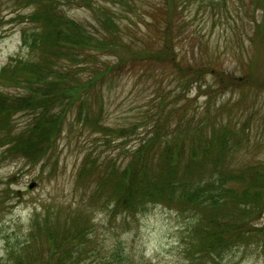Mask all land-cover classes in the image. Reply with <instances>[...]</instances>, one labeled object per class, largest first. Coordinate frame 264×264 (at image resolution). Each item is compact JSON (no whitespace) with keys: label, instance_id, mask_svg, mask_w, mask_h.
Segmentation results:
<instances>
[{"label":"rangeland","instance_id":"1","mask_svg":"<svg viewBox=\"0 0 264 264\" xmlns=\"http://www.w3.org/2000/svg\"><path fill=\"white\" fill-rule=\"evenodd\" d=\"M92 1L95 8L108 5L116 14V21L131 28L130 37L135 35L138 41L155 49L163 44L154 23L160 12H165L166 0H128L123 4ZM94 10L73 7L68 15L94 26ZM33 11L34 7L25 0H0V73L10 64L37 59L38 53L23 43V31L30 35L36 29L23 19ZM173 22L178 60L183 68L191 65L195 71L201 68L206 73L202 88L197 76H188L185 69L177 70L170 57V61L161 64H128L98 93H91V112L100 129L77 124L75 113H69L54 148L38 164L4 157L0 142V258L5 257L6 240L17 245L33 229L40 233L39 228L44 229L50 220L64 227L81 219L89 224L88 233L98 243L111 246L122 242L130 254L129 264H192L184 248L191 229L176 212L165 206H150L146 214L113 220V207L107 205L113 200V191L111 185L104 186L103 163L108 158L123 160L122 150L132 149L139 136L151 132L158 120L155 110L166 98V112L177 110L169 124L178 125L184 118V123H189L193 116L226 124L237 134L227 147L229 164L238 168L264 164V2L176 0ZM101 60L77 70L88 78L93 70L101 68ZM213 70L235 76L237 82L224 76L226 84L220 90ZM246 77L260 85L253 91L246 87L245 101L240 103L242 92L229 88ZM3 89L10 98L25 94L20 87ZM80 99L87 101L82 95ZM184 106L188 110L186 117L179 112ZM31 117L29 113L14 116V131L23 129ZM162 119L164 129L168 121L163 116ZM135 124L140 129L128 142L114 138L120 128ZM5 135L0 130V139ZM107 138L112 139L109 145L105 143ZM33 183L36 187L30 190ZM261 223L264 225V215ZM225 260L227 264H264V250L251 243L228 253Z\"/></svg>","mask_w":264,"mask_h":264},{"label":"trees","instance_id":"2","mask_svg":"<svg viewBox=\"0 0 264 264\" xmlns=\"http://www.w3.org/2000/svg\"><path fill=\"white\" fill-rule=\"evenodd\" d=\"M25 1L34 11L23 19L36 29L30 35L23 31V43L37 52L38 57L34 61L10 64L0 73V130L6 134L0 142L5 149L4 157L22 158L34 164L43 161L63 133L69 113H75L77 124L100 129L91 112V93H98L103 84L128 64H161L172 58L175 68L185 69L188 76H197L198 86L202 88L206 73L201 68L195 71L191 65L183 68L174 50L176 0H166L165 12H160L154 23L163 38L158 49L138 41L135 35L130 37L131 28L121 26L108 5L95 8L92 0ZM127 1L108 0L107 4ZM73 7L95 9L97 24L86 25L70 17L68 11ZM99 56L113 59L103 61ZM99 60L101 68L93 70L88 78L82 70H77L84 64L97 65ZM212 73L220 90L226 84L224 76L231 81L236 79L225 72L213 70ZM203 84L206 86L205 81ZM257 85L260 84L252 77H246L229 89L242 92L239 100L242 103L244 89L249 87L253 91ZM12 86L24 89L25 94L10 98L3 88ZM81 95L87 101H81ZM165 103L166 98H162L155 110L158 120L151 126V132L139 136L132 149L122 150L123 160L108 158L103 163L104 186L111 185L113 191V200L107 203L113 207V220L146 214L150 206H165L176 212L191 229L186 239L188 247L184 248L192 264H227L228 253L251 243L264 250L261 223L264 164L233 167L229 164L227 147L237 134L228 125L193 116L187 118L189 123H184V118L174 126L168 120L177 110L167 113ZM181 111L186 117L187 107ZM21 113L32 117L23 129L15 132L12 118ZM162 116L168 121L164 129ZM139 129L138 124L120 128L114 138L128 142ZM111 141L107 138L105 143L109 145ZM71 222L63 227L64 224L50 220L44 229L39 228L40 233L33 229L17 245L6 240V253L0 264L131 262L122 242L102 245L90 237L86 221Z\"/></svg>","mask_w":264,"mask_h":264},{"label":"water","instance_id":"3","mask_svg":"<svg viewBox=\"0 0 264 264\" xmlns=\"http://www.w3.org/2000/svg\"><path fill=\"white\" fill-rule=\"evenodd\" d=\"M35 187V184H32L31 186H30V189H33Z\"/></svg>","mask_w":264,"mask_h":264}]
</instances>
